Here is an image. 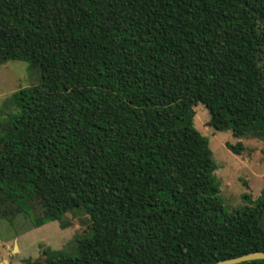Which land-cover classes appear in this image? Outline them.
Returning a JSON list of instances; mask_svg holds the SVG:
<instances>
[{
    "label": "trees",
    "instance_id": "1",
    "mask_svg": "<svg viewBox=\"0 0 264 264\" xmlns=\"http://www.w3.org/2000/svg\"><path fill=\"white\" fill-rule=\"evenodd\" d=\"M0 54L40 71L0 120V218L91 219L78 256L29 264L264 252V189L228 211L195 125L201 102L215 130L264 143V0H0Z\"/></svg>",
    "mask_w": 264,
    "mask_h": 264
},
{
    "label": "rangeland",
    "instance_id": "2",
    "mask_svg": "<svg viewBox=\"0 0 264 264\" xmlns=\"http://www.w3.org/2000/svg\"><path fill=\"white\" fill-rule=\"evenodd\" d=\"M40 71L27 61L0 54V120L14 112L12 96L21 89L35 86ZM195 125L209 139L213 158L218 165L216 175L220 196L228 211L246 204L244 194L257 198L264 189V143L251 136L235 137L228 131H218L209 125L210 114L205 104L195 106ZM243 141L245 151L238 155L227 143ZM0 145V149H1ZM60 221H49L36 227L25 213L0 218V264H29L43 261L48 253L78 256V239L92 234L91 219L84 209L64 216Z\"/></svg>",
    "mask_w": 264,
    "mask_h": 264
},
{
    "label": "water",
    "instance_id": "3",
    "mask_svg": "<svg viewBox=\"0 0 264 264\" xmlns=\"http://www.w3.org/2000/svg\"><path fill=\"white\" fill-rule=\"evenodd\" d=\"M260 259H264V252L248 253L241 256L224 259L215 264H239L247 261L260 260Z\"/></svg>",
    "mask_w": 264,
    "mask_h": 264
}]
</instances>
